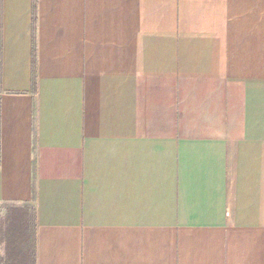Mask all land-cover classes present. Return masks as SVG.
<instances>
[{
	"label": "crops",
	"instance_id": "0c3cea01",
	"mask_svg": "<svg viewBox=\"0 0 264 264\" xmlns=\"http://www.w3.org/2000/svg\"><path fill=\"white\" fill-rule=\"evenodd\" d=\"M0 204L35 264H264V0H0Z\"/></svg>",
	"mask_w": 264,
	"mask_h": 264
},
{
	"label": "trees",
	"instance_id": "16d2710c",
	"mask_svg": "<svg viewBox=\"0 0 264 264\" xmlns=\"http://www.w3.org/2000/svg\"><path fill=\"white\" fill-rule=\"evenodd\" d=\"M11 233L15 239L5 244V258L8 264H35V214L33 211L10 209ZM12 235V234H11Z\"/></svg>",
	"mask_w": 264,
	"mask_h": 264
},
{
	"label": "rangeland",
	"instance_id": "374dc122",
	"mask_svg": "<svg viewBox=\"0 0 264 264\" xmlns=\"http://www.w3.org/2000/svg\"><path fill=\"white\" fill-rule=\"evenodd\" d=\"M9 210L6 205L0 204V264H8L5 258V244L9 239L16 238V234L11 233L9 220L6 218Z\"/></svg>",
	"mask_w": 264,
	"mask_h": 264
}]
</instances>
